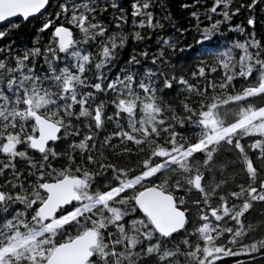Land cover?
<instances>
[{
    "label": "snow or ice",
    "instance_id": "snow-or-ice-1",
    "mask_svg": "<svg viewBox=\"0 0 264 264\" xmlns=\"http://www.w3.org/2000/svg\"><path fill=\"white\" fill-rule=\"evenodd\" d=\"M0 264H264V0H0Z\"/></svg>",
    "mask_w": 264,
    "mask_h": 264
},
{
    "label": "trees",
    "instance_id": "trees-1",
    "mask_svg": "<svg viewBox=\"0 0 264 264\" xmlns=\"http://www.w3.org/2000/svg\"><path fill=\"white\" fill-rule=\"evenodd\" d=\"M172 3V8L173 10H175L177 8V0H171ZM36 23L38 26L37 21H30L28 26L22 30L21 34H20V38L21 39H27V33L32 31V25ZM257 31H259V25H257ZM176 63H179V61H176ZM175 91V89L173 90V92Z\"/></svg>",
    "mask_w": 264,
    "mask_h": 264
}]
</instances>
